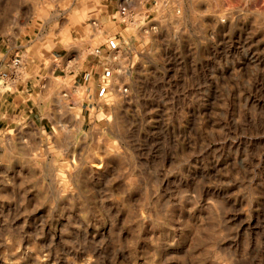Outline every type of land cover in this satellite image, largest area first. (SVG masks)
I'll use <instances>...</instances> for the list:
<instances>
[{
	"label": "rangeland",
	"instance_id": "374dc122",
	"mask_svg": "<svg viewBox=\"0 0 264 264\" xmlns=\"http://www.w3.org/2000/svg\"><path fill=\"white\" fill-rule=\"evenodd\" d=\"M122 1L0 0V264H264V0Z\"/></svg>",
	"mask_w": 264,
	"mask_h": 264
},
{
	"label": "crops",
	"instance_id": "0c3cea01",
	"mask_svg": "<svg viewBox=\"0 0 264 264\" xmlns=\"http://www.w3.org/2000/svg\"><path fill=\"white\" fill-rule=\"evenodd\" d=\"M73 2V7H69L67 11L68 18H71L70 21L66 20V30L69 34L65 35V38L58 40L57 42L60 43L59 46L56 48H65L69 44H78V43H85L88 46L93 47L94 39L96 38L93 36V29L94 25H99L103 30L104 36H103V43H105L106 47H102L101 49H107L111 46L115 45V37L116 34H120L121 28L123 26L122 17L119 12L120 5L124 2L122 0H71ZM104 14V15H101ZM90 17H97L101 18L103 16V20L97 21L96 19L91 23L86 22V19ZM73 19V20H72ZM79 26V34L78 35H72L71 29H74V27ZM110 28L111 31L108 32L107 28ZM69 29V30H68ZM63 32V28L60 31V33ZM112 32V33H111ZM99 38V37H97ZM63 55H60L62 57ZM50 59V58H49ZM33 63V62H32ZM33 66V64H31ZM56 68V67H55ZM55 68H51V72L53 73ZM33 79V78H32ZM23 81V80H21ZM27 81L30 82V79ZM73 81H76L75 78ZM25 83H15L13 87L14 90L17 92L14 94V96H18L23 91H29L30 87H26V89L23 87L25 86ZM12 92V89L9 88V91H4L1 94V97L6 95V92Z\"/></svg>",
	"mask_w": 264,
	"mask_h": 264
},
{
	"label": "built area",
	"instance_id": "2783aa9c",
	"mask_svg": "<svg viewBox=\"0 0 264 264\" xmlns=\"http://www.w3.org/2000/svg\"><path fill=\"white\" fill-rule=\"evenodd\" d=\"M119 12L122 16L126 14V7L125 6H120ZM100 50L97 51V54H100ZM22 56L20 54H15L13 58L11 59V65L13 67H19L22 64ZM7 73L6 72H1L0 73V87L4 86L5 79L7 78Z\"/></svg>",
	"mask_w": 264,
	"mask_h": 264
},
{
	"label": "bare ground",
	"instance_id": "6f19581e",
	"mask_svg": "<svg viewBox=\"0 0 264 264\" xmlns=\"http://www.w3.org/2000/svg\"><path fill=\"white\" fill-rule=\"evenodd\" d=\"M96 163V162H95Z\"/></svg>",
	"mask_w": 264,
	"mask_h": 264
}]
</instances>
